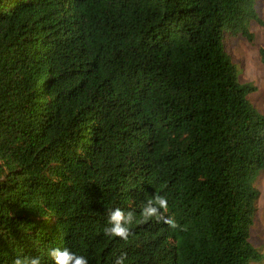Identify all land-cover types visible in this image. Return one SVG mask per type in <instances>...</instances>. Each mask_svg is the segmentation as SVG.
<instances>
[{
    "label": "trees",
    "instance_id": "trees-1",
    "mask_svg": "<svg viewBox=\"0 0 264 264\" xmlns=\"http://www.w3.org/2000/svg\"><path fill=\"white\" fill-rule=\"evenodd\" d=\"M258 2L0 0V264L263 261L264 114L227 48ZM157 195L176 229L144 219ZM116 208L127 241L104 233Z\"/></svg>",
    "mask_w": 264,
    "mask_h": 264
},
{
    "label": "rangeland",
    "instance_id": "rangeland-1",
    "mask_svg": "<svg viewBox=\"0 0 264 264\" xmlns=\"http://www.w3.org/2000/svg\"><path fill=\"white\" fill-rule=\"evenodd\" d=\"M257 10L264 20V0H259ZM251 32L255 39L253 42L242 37L228 39L227 48L238 66L240 81L252 84L257 88V92L250 96L254 105L264 114V64L261 61L260 51L264 49V26L253 24ZM260 191V199L255 218V226L252 230V241L263 255L264 264V174L257 183Z\"/></svg>",
    "mask_w": 264,
    "mask_h": 264
},
{
    "label": "clouds",
    "instance_id": "clouds-1",
    "mask_svg": "<svg viewBox=\"0 0 264 264\" xmlns=\"http://www.w3.org/2000/svg\"><path fill=\"white\" fill-rule=\"evenodd\" d=\"M163 209V213L168 211V201L165 197L155 196L150 198L147 205L142 209V215L145 220L155 217L158 220H162L168 224L172 229L178 227L174 218L166 217L160 210ZM134 214L128 212L127 214L119 208L109 210L108 213V224L110 227L104 228V233L110 237H119L124 241H127L130 236L129 225L133 223ZM48 255L54 261V264H88V260L83 257L76 255L68 249L61 250L59 248H53L49 251ZM126 253L122 254L117 258L115 264H124ZM13 264H40L39 257H17Z\"/></svg>",
    "mask_w": 264,
    "mask_h": 264
}]
</instances>
